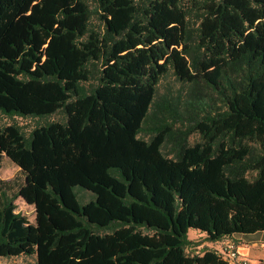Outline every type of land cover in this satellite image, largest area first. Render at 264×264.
I'll return each mask as SVG.
<instances>
[{"label": "trees", "instance_id": "obj_1", "mask_svg": "<svg viewBox=\"0 0 264 264\" xmlns=\"http://www.w3.org/2000/svg\"><path fill=\"white\" fill-rule=\"evenodd\" d=\"M56 113L0 127V258L226 264L189 231L264 230V0H0V114Z\"/></svg>", "mask_w": 264, "mask_h": 264}, {"label": "rangeland", "instance_id": "obj_2", "mask_svg": "<svg viewBox=\"0 0 264 264\" xmlns=\"http://www.w3.org/2000/svg\"><path fill=\"white\" fill-rule=\"evenodd\" d=\"M95 24H98L97 21H94ZM179 88V84L172 78L171 76H167L160 84L159 86V92L162 94L165 91L174 92ZM63 119L62 114L56 113L50 117L47 118H41V119H22L15 117L14 119H10L5 117L4 115L0 114V127L9 125L11 123H17L19 126L23 127L24 132H29L31 129H33L36 126L43 125L50 121H61ZM197 140L196 136H193L190 138V142H195ZM18 174L17 167L13 165L10 161L7 159H4L1 166H0V179L2 180H9L13 177H15ZM78 196L82 201H87L91 197V193L87 191H78ZM17 211L23 215L29 222L33 223L34 221V212L31 207H28L24 203H21L20 201H17ZM194 231H189L188 237L192 239L194 242H197L200 244L199 246L189 249L188 253H202L203 248L208 249H215L216 247H219L216 244H208L203 245L204 239H202L200 236H195ZM0 264H36V257H26V256H19V257H12V258H0Z\"/></svg>", "mask_w": 264, "mask_h": 264}, {"label": "crops", "instance_id": "obj_3", "mask_svg": "<svg viewBox=\"0 0 264 264\" xmlns=\"http://www.w3.org/2000/svg\"><path fill=\"white\" fill-rule=\"evenodd\" d=\"M195 236H200L202 239L204 235L194 231ZM238 245L239 253L242 256L264 263V230L254 234L234 235L231 236ZM212 243L203 242V245Z\"/></svg>", "mask_w": 264, "mask_h": 264}, {"label": "built area", "instance_id": "obj_4", "mask_svg": "<svg viewBox=\"0 0 264 264\" xmlns=\"http://www.w3.org/2000/svg\"><path fill=\"white\" fill-rule=\"evenodd\" d=\"M214 244L219 246L215 250L218 251L226 264H264L261 261L242 256L239 253L237 243L232 239H225Z\"/></svg>", "mask_w": 264, "mask_h": 264}]
</instances>
